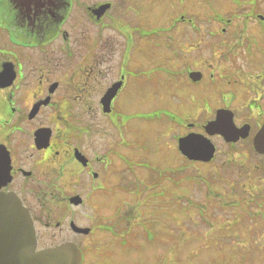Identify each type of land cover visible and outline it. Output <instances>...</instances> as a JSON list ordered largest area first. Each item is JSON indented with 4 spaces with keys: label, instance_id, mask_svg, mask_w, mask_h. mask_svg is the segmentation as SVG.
<instances>
[{
    "label": "flooded vegetation",
    "instance_id": "flooded-vegetation-1",
    "mask_svg": "<svg viewBox=\"0 0 264 264\" xmlns=\"http://www.w3.org/2000/svg\"><path fill=\"white\" fill-rule=\"evenodd\" d=\"M192 3L0 0V196L28 210L37 250L74 243L81 264H98L114 242L154 244L161 201L177 197L188 168L176 156L192 162L179 151L190 133L216 145L207 163L222 176L203 183L209 197L241 208L264 196L253 147L264 66L239 65L264 55V19H243L255 33L242 50L240 18H193ZM218 116L241 130L237 140L207 132Z\"/></svg>",
    "mask_w": 264,
    "mask_h": 264
},
{
    "label": "rangeland",
    "instance_id": "rangeland-1",
    "mask_svg": "<svg viewBox=\"0 0 264 264\" xmlns=\"http://www.w3.org/2000/svg\"><path fill=\"white\" fill-rule=\"evenodd\" d=\"M237 1L241 5L234 4ZM253 6L256 7L257 14L264 15V0H193L190 11L193 17L199 19L212 18L216 14H221L225 18H240L244 29L241 49L244 50L249 37L255 33L250 27L244 26L246 22L243 20L251 18L252 26L256 23L257 17L251 16ZM165 12L161 8L160 17ZM262 50L264 51V47ZM256 53L250 55V60L243 58L239 65L244 68L251 66L254 72L260 71L264 66V55L259 54L261 56L259 58ZM195 91L201 92L199 88ZM220 149L222 152L226 147L221 146ZM176 161L178 164L186 162L188 168L177 174L178 180L182 183L177 189V197L161 201L162 232L156 234L155 243L151 245L133 243L130 247L122 248L114 242L113 246L107 245L98 251L97 256L100 257L98 264H134L137 259L139 264H264V196L255 198L250 205L244 204L241 208L230 203V199L218 200L214 196L209 198L203 187L195 185L205 179L217 177L215 164L189 162L179 153ZM186 175L193 180L191 196H186V191H191V185L188 190L185 186ZM225 176L227 177L226 174ZM215 203L225 206L216 207ZM248 210L252 214H249ZM171 211L176 215V220H172L174 226L169 229V226L165 225L169 223L167 219ZM165 237H172V242L175 243L172 247L174 258L173 251H170L173 259L168 255L170 240H166Z\"/></svg>",
    "mask_w": 264,
    "mask_h": 264
},
{
    "label": "water",
    "instance_id": "water-1",
    "mask_svg": "<svg viewBox=\"0 0 264 264\" xmlns=\"http://www.w3.org/2000/svg\"><path fill=\"white\" fill-rule=\"evenodd\" d=\"M186 139L181 145L183 152L191 158H211L213 147L207 140ZM255 147L264 152V126L255 138ZM81 258V251L75 245L36 252L27 211L16 200L0 198V264H80Z\"/></svg>",
    "mask_w": 264,
    "mask_h": 264
}]
</instances>
